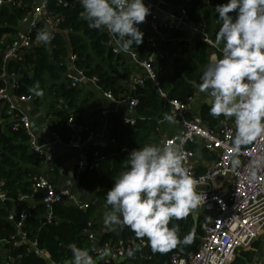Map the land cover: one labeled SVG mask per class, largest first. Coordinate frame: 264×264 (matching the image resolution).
<instances>
[{
	"label": "built area",
	"instance_id": "built-area-1",
	"mask_svg": "<svg viewBox=\"0 0 264 264\" xmlns=\"http://www.w3.org/2000/svg\"><path fill=\"white\" fill-rule=\"evenodd\" d=\"M16 1L0 0V8L6 5L14 6ZM58 2L60 5L66 4L65 0H58ZM193 2L194 0H145L146 5L151 9V15L148 16L145 26L141 24L140 30L144 33L143 43L137 48L133 46L130 53L115 54L113 38L110 37L108 45L111 53L116 57H121L122 60L119 62L130 67L129 93L116 97L113 92L103 90L97 77L88 78L85 71L75 66L76 55L70 58L66 81L69 88H79L85 82L98 86L105 98L114 105L115 113H119L122 107L127 106L131 116L122 117L125 127L136 126L138 121L136 115L139 99L133 92L144 88L145 82L149 80L156 85L161 97L169 105L167 113L175 114L176 123L181 127L179 134L166 138L161 146L168 141H172L174 145L183 141L186 166L190 169L192 176L200 181L196 190L202 196V202L196 208L201 211L200 216L198 215L197 230L200 231L198 245L195 251L188 256L172 251L169 254V262L170 264H235L238 253L252 249L264 233V138H258L250 145H243L239 153H233L231 150L234 130L232 120L226 119L219 126L212 127L200 114L195 113V96L186 100H171L168 94L160 88V82L157 79V73L161 71L159 63L166 59L167 54L158 48V42H178L168 39L165 32L181 33L180 40L188 45H193L196 40H200L208 45L212 54L215 53L217 57L219 52L221 53V47L214 46L215 41L206 32L204 26L192 22L190 9ZM61 21L62 19L58 16H48L44 2L39 4L23 20L25 29L21 30L10 46L2 51L4 62L8 64L23 61L25 52L34 44L32 39L34 30L43 23L55 35L59 31ZM2 78L7 81V85L0 90V118L4 119L12 132H23L28 136L29 150L37 155L40 161L44 159L45 149L49 145L60 143L71 150H78L72 180L76 189L80 188L83 177L97 169L102 159L100 151L91 149L90 146L93 143L103 142L118 148V141L111 135L109 129L111 126L109 116L114 111L108 109L101 112L105 123L100 129H94L89 122H80L72 117L61 125L70 131L67 142L55 133L53 135L56 140L53 143L41 144L39 137L33 131L31 116L25 109L29 103L40 101L42 95L37 96L34 93L17 95L15 91L19 87L15 83H10V75L5 72ZM54 105L55 109L59 110L60 106H63V101ZM141 120L146 119L141 118ZM159 123L161 125L169 122L162 119ZM199 144L202 150L213 158V165L202 173L194 168L197 153L190 148ZM131 151L132 149L124 147L120 153L128 156ZM233 155L241 161L240 167L235 172L232 170L230 160ZM253 175L256 177L254 180L251 179ZM216 185H220V188L216 189ZM8 201L10 198L6 190V182L2 180L0 202L4 204ZM65 203L83 211L89 209V203L79 201L74 192L62 190L48 177L35 176L31 180L30 193L21 195L14 201V212L10 213L8 218L10 222H15V218H18L16 223L18 237L13 238L14 247L27 246L29 252L50 260V255L39 247L38 240L29 239L28 233L24 230L25 224L33 218V212L39 205L44 208L41 224L46 226L57 223V210ZM95 226L97 225L94 221H90L87 226L86 235L89 245L96 249L107 245L112 250V255L99 260L98 264H117L134 260L126 256V250L132 246L134 240L135 243L140 244L139 239L131 236L119 239L115 243L112 241L104 243V236ZM141 248L142 251L136 253L135 259L143 258L147 262L151 261L152 255L144 254L150 250V247L145 243L141 245ZM93 254L96 256L95 252ZM261 264H264V261Z\"/></svg>",
	"mask_w": 264,
	"mask_h": 264
},
{
	"label": "trees",
	"instance_id": "trees-1",
	"mask_svg": "<svg viewBox=\"0 0 264 264\" xmlns=\"http://www.w3.org/2000/svg\"><path fill=\"white\" fill-rule=\"evenodd\" d=\"M43 2L49 17L58 16L62 19L59 31L54 35L55 38L50 45H44L35 39L37 31L45 27L41 23L32 34L34 44L25 52L24 60L8 64L3 60L2 51L6 50L16 35L25 29L23 20L41 3L38 0H17L14 6L6 5L0 8V90L7 85V81L2 78L6 72L10 75V83H15L19 87L15 91L17 95L33 94L32 89L39 85L36 90L44 91L45 103L50 107V115L56 117L59 124L72 117L82 122L83 114L79 109L80 89L69 88L66 81L71 56H77L75 66L85 71L88 78L97 77L100 87L105 91L113 92L116 96L127 92L125 86L131 76L130 67L120 63L122 58L111 53L108 45L110 36L106 32L88 28L87 22L80 15L83 9L78 0H65L64 5H60L58 0H46V2L43 0ZM225 2L226 0H194L190 9L192 22L204 26L214 41L220 27L214 8L217 4ZM139 27L141 29V25ZM164 34L168 39L178 42H158V48L166 52L167 56L159 63L161 71L157 73V79L160 88L171 100H186L194 96L198 90L200 77L204 66L209 63L212 50L200 40L188 45L180 40L182 34L179 32L167 31ZM221 55L222 53L219 52L218 58ZM133 94L139 99L136 126L125 127L122 122L124 114L122 116L111 114L109 117L113 124L111 135L118 141V149L96 147L102 159L97 169L83 177L81 181L80 189L84 192L91 193L101 189L96 197L104 201L107 190L112 187L119 173L125 170L127 155L121 154V149L128 147L133 150L150 143L159 132L161 126L159 122L163 119L164 113L169 110V105L161 97L159 89L150 80L145 82L144 88H139ZM58 97L63 101L62 109L59 110L55 109L54 105ZM208 109L209 106H203L201 113L210 126L223 122L222 117L216 119L211 117ZM141 118L146 120L142 121ZM57 132L64 142L68 141L70 131L61 126ZM27 143L28 136L25 133L12 132L4 119L0 118V181L6 182V190L10 198V201L4 204L0 202V251H7L10 257L6 260L0 252V264L8 262L50 264L48 260L29 252L27 246L14 247L13 238L18 237L16 228L18 218H15V222H10L8 219L10 213L14 212V201L21 195L30 193L31 180L38 176L33 167L40 164V159L30 152ZM96 211L97 207L93 202H89L87 211L64 204L57 210V223L43 226L41 219L44 208L39 205L33 212V218L26 222L24 230L28 233L29 239L38 240L39 247L50 255L51 262L65 264L72 258L68 248L70 243L75 242L78 247L83 248L90 246L86 231ZM192 224V218L185 217L184 231H189ZM197 234H200L199 230ZM131 236L134 234L128 230L125 237ZM119 238L117 235L106 234L103 242L112 239L115 243ZM255 245L256 243L250 251H240L235 264H253ZM151 255L152 260L143 263L160 264V253L154 254L151 251ZM132 262L138 264L140 260L136 258ZM123 264H127V261Z\"/></svg>",
	"mask_w": 264,
	"mask_h": 264
},
{
	"label": "clouds",
	"instance_id": "clouds-1",
	"mask_svg": "<svg viewBox=\"0 0 264 264\" xmlns=\"http://www.w3.org/2000/svg\"><path fill=\"white\" fill-rule=\"evenodd\" d=\"M79 4L88 28L113 38L115 54L130 53L133 46L143 43L139 26L151 15L145 0H79ZM214 9L220 25L214 46L222 45V55L212 54L198 90L210 98L211 117L233 121L231 150L239 153L241 146L264 138V0H226ZM54 38L47 26L35 36L44 45ZM37 88L32 89L34 94L43 95ZM163 120L174 124L176 115L166 112ZM230 160L235 172L241 161L236 155ZM199 183L186 166L183 141L175 145L168 141L163 146L147 143L133 149L125 170L106 192L103 226L116 233L128 229L140 240L126 250L130 259H135L145 243L154 254L190 244L191 237L178 238L179 223L201 204L202 196L196 190ZM68 248L72 258L66 264H98L112 255L107 245L83 248L73 242Z\"/></svg>",
	"mask_w": 264,
	"mask_h": 264
},
{
	"label": "crops",
	"instance_id": "crops-1",
	"mask_svg": "<svg viewBox=\"0 0 264 264\" xmlns=\"http://www.w3.org/2000/svg\"><path fill=\"white\" fill-rule=\"evenodd\" d=\"M42 1L43 0H38L39 3H42ZM129 85H130V82L128 81L126 83V86H125V89L127 90V92L124 94H127L130 92ZM79 89L81 92L79 109L82 111V114H83V115H81L82 122H84V121L89 122L94 129H100L104 125L105 119L101 115V112L104 109L114 111V113H111V114H116V115H120V116H122L124 114L123 116H125V115L131 116L127 106L122 107L119 110V113H115L114 105L105 98L103 91L98 86H95L89 82H85L82 84V86L79 87ZM124 94L118 95L116 97L123 96ZM43 95H44V91H43ZM194 96H195V103H194L195 113L200 114L202 116L201 111H202L203 106H205V105H207L209 107L211 106L210 105V98L206 97V95L204 93H200L199 90L196 91ZM35 104H36L38 109L43 107L47 111H50L49 105L47 103H45L43 100H40L38 102V104L37 103H35ZM25 110H27V109H25ZM222 118H223V122L226 119H229V118H224V117H222ZM52 119L54 121H56V117H53V115H52L50 120H49L51 123V129L50 130H51L52 134L56 133L57 135L60 136V134L56 131V128L53 126ZM109 122H110V120H109ZM206 122H207V120H206ZM207 123L209 124V122H207ZM110 124H111V126L109 129L111 131L113 129V124L111 122H110ZM220 124L221 123H218L215 126H219ZM42 131H44V130H42ZM180 131H181V127L177 123H174V124L162 123L160 126L158 134L153 137V140L150 143L155 144L157 146H161L163 141L166 138L177 135V134H179ZM39 140L43 144L47 143L46 134L44 132H41L39 134ZM90 147H91V149H95V150H98V149H96V147H101V148H105V149H109V148L118 149L116 147H111L108 143H103V142L100 145H96V143H93ZM190 148H192L197 153V157H196L194 164H193L194 168L197 172H199V173L205 172L207 169H209L213 165V158L208 153H206L205 151L202 150L201 144H199L198 146H192ZM75 165H76V163H75ZM33 170L39 176L48 177L58 187L62 186L63 181H62V177L60 176V172L58 171V167L52 168L50 166V161L47 159L46 154H45L44 159L42 161H40V164L37 167H33ZM77 191H78V189H76L74 193L76 194ZM101 191H102L101 189H96V190L92 191L91 193H88L89 196L85 200V202L89 203L93 199L96 198L98 201H101L103 203L100 207H97V211L95 212L94 218H93V221L97 225L98 231L103 236H106V234H113V235L119 236L120 237L119 239L126 238L125 236L128 234V229H124V230L120 231L119 233H116V232H109L104 228V226H103V213L105 211V208L103 207V205H104L105 201L96 197V194L98 192H101ZM65 205L71 206L68 203H65ZM199 216H198V218H199ZM190 217L192 218V216H190ZM197 229H198V223H197ZM197 233H198V230H196V236L198 237ZM108 241H113V240L111 239ZM253 251H255L253 264H261L264 261V233L261 236V238L256 242V245H255ZM0 252L3 254L4 259L7 260L10 258L7 254L8 253L7 251H0ZM144 254L150 255L151 249L149 251L145 252ZM139 260H140V262H138V264H144L143 261L147 262V260L143 259V258L139 259ZM48 261L50 264H55V263L51 262L50 260H48ZM132 261H134V260H128L127 264H134ZM123 263L124 262H118L117 264H123Z\"/></svg>",
	"mask_w": 264,
	"mask_h": 264
},
{
	"label": "water",
	"instance_id": "water-1",
	"mask_svg": "<svg viewBox=\"0 0 264 264\" xmlns=\"http://www.w3.org/2000/svg\"><path fill=\"white\" fill-rule=\"evenodd\" d=\"M143 25L145 26L146 22L143 23ZM26 109L31 116L32 128L34 133L37 134V136L39 137V134L41 132H44L47 138L46 144L53 143L56 140V138L50 130L51 129L49 122L51 118L50 111H47L43 107L38 109L35 103H29L26 106ZM40 143L43 144L41 141ZM95 143L96 145L101 144L99 142H95ZM45 154L47 156V159L50 161V166L52 168L58 167V171L60 172V176L62 177V181H63L61 189L68 190L70 192H75L76 188L74 187L72 180L75 174V163L79 151L71 150L69 148L64 147L62 144L58 143L53 146L51 145L47 146L45 149ZM88 196L89 194L81 189H78L76 193V198L81 202H85ZM91 202H93L96 205V207H100L103 204L101 201H98L96 198L93 199ZM200 213H201L200 210L194 209L189 214V216H192L193 224L191 229L187 232L184 231L185 218L179 223L178 238L182 241L185 237H191V243L190 244L181 243L178 244L177 247L168 251L167 253H160V264H170L169 254L172 251H177L182 256H188L195 251L199 241V238L196 236V230L198 223V215Z\"/></svg>",
	"mask_w": 264,
	"mask_h": 264
},
{
	"label": "rangeland",
	"instance_id": "rangeland-1",
	"mask_svg": "<svg viewBox=\"0 0 264 264\" xmlns=\"http://www.w3.org/2000/svg\"><path fill=\"white\" fill-rule=\"evenodd\" d=\"M46 96H47V94H46ZM41 100H43L45 102V95H42ZM60 101H62V100L60 99V97H58V99L56 100V103L58 104V102H60ZM60 109H62V106H60ZM52 121H53V126L56 128V131H58V129H59V127H61L62 123L59 124L58 120L54 121L52 119ZM219 188H220V185H216V189H219Z\"/></svg>",
	"mask_w": 264,
	"mask_h": 264
}]
</instances>
